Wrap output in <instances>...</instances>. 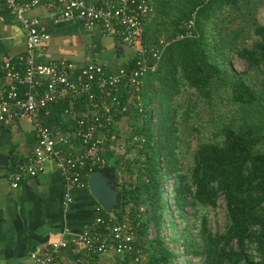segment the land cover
I'll list each match as a JSON object with an SVG mask.
<instances>
[{"label": "trees", "instance_id": "obj_1", "mask_svg": "<svg viewBox=\"0 0 264 264\" xmlns=\"http://www.w3.org/2000/svg\"><path fill=\"white\" fill-rule=\"evenodd\" d=\"M149 2L154 15L143 24L141 44L156 66L137 87L124 80L116 92L118 106L109 107L114 121L131 114L132 127L123 154L116 156L109 148L113 142H107L108 163L92 170L119 177L121 204L112 214L101 213L139 223L134 244L146 264H185L181 256L200 264H264V19L257 18L264 0ZM190 18L194 34L179 37ZM150 49H159V57ZM234 57L245 61V70L233 68ZM133 64L134 56L122 67ZM66 108L87 111V97L49 105L44 123L66 129L71 124L65 121ZM188 128L198 137L183 169L181 146ZM108 133L115 141V124ZM130 152L133 157L125 158ZM166 181H172L169 197L163 192ZM219 196L227 221L223 231H212L206 209L216 207ZM171 209L181 221L179 230L168 216ZM165 219L169 238L162 235ZM119 262L133 264L132 256Z\"/></svg>", "mask_w": 264, "mask_h": 264}, {"label": "built area", "instance_id": "obj_2", "mask_svg": "<svg viewBox=\"0 0 264 264\" xmlns=\"http://www.w3.org/2000/svg\"><path fill=\"white\" fill-rule=\"evenodd\" d=\"M42 1L52 11L51 24H80L88 31L98 32L127 45L134 56L129 70L119 67L115 71L99 62L77 64L70 60L54 59L42 63L37 60L43 42L49 39L46 26L37 16L28 15L29 10ZM9 14L24 29L25 49L11 58H4L0 84V125L6 121H23L30 124L35 137L32 151L16 161L10 170V186L43 171L46 161L52 160L63 181L61 204L68 208L72 203V190L85 187L86 178L93 169L108 163L105 157L109 130L116 121L110 106H118L116 94L125 80L131 86L141 84V76L156 64L147 59V49L141 44L143 24L154 15L149 0H0ZM186 31L179 35L191 36L193 19L184 23ZM159 44L166 42L161 38ZM152 57L158 58L159 49H150ZM96 92L100 101L96 100ZM86 96L89 109L83 113L64 110L68 116L66 132L60 134L47 126L43 119L48 106L59 102L75 101ZM103 109L104 113H100ZM124 110V106L122 107ZM78 141V148L75 146ZM98 210V209H97ZM138 222L129 217L113 222L103 216L70 237H60L42 250L31 252L32 264H57V258L68 245L81 247L86 256L103 254L124 258L132 256L133 264H146L142 249L135 246ZM65 233H69L67 229ZM152 228L147 229L151 239Z\"/></svg>", "mask_w": 264, "mask_h": 264}, {"label": "crops", "instance_id": "obj_3", "mask_svg": "<svg viewBox=\"0 0 264 264\" xmlns=\"http://www.w3.org/2000/svg\"><path fill=\"white\" fill-rule=\"evenodd\" d=\"M45 4L42 1L28 12L42 21L50 35L40 47L39 62L64 59L83 64L94 61L112 71L119 68L114 64V57L122 55L123 44L102 36L98 30H85L80 24L52 25V11ZM62 27L69 31H63ZM24 49L23 27L0 2V84L4 82L3 59L14 57ZM65 121L69 122L67 115ZM67 130L68 126L53 131L60 134ZM106 139L113 142L109 143V148L115 151L116 142L111 141V136ZM34 145L29 123L9 120L0 125V264H32L31 252L42 250L62 236L70 237L90 225L96 216H103L102 208L87 189V180L85 187L72 190V203L63 208V181L52 160L46 161L39 174L24 178L16 188L10 186L12 165L28 155ZM75 146L78 148L77 140ZM106 219L117 222L111 217ZM65 229L69 233H65ZM113 257L116 261H110ZM120 259L103 254L86 256L80 246L70 243L58 256L57 264H120Z\"/></svg>", "mask_w": 264, "mask_h": 264}, {"label": "rangeland", "instance_id": "obj_4", "mask_svg": "<svg viewBox=\"0 0 264 264\" xmlns=\"http://www.w3.org/2000/svg\"><path fill=\"white\" fill-rule=\"evenodd\" d=\"M257 18L260 22L263 21L264 12L262 10L258 11ZM62 30L65 32L69 31V29L65 28V27L64 28L62 27ZM123 47L125 48V50L122 53V55L118 56V57H114V61H115L114 64L117 67H121L123 62H126L130 57L133 56L132 50L127 45L123 44ZM231 65L238 72H241V71L245 70V68H246L245 61L238 58V57H234L231 60ZM183 95H185V93ZM180 100L182 101V98H180ZM205 118H206L205 114H202L201 122H204ZM131 120H132V115L131 114H125V115H122L120 117V119L115 122V125H116L117 130H118V137L115 140V142H116L115 149L116 150L114 151L116 156L122 155L124 152V148H125L124 142H125V139L129 136V132L131 131V127H132ZM193 120H194V118L188 119L186 121V123L189 125V127H191V123ZM197 137H198V134L195 136L194 133H192V131L189 128L184 133V140H183V143L181 146L183 158L180 162V166L183 169H186L189 162H190L192 152L195 149V146L197 144ZM131 157H133V152H130L129 154H127L125 156V158H131ZM125 176H126V174H125ZM118 178L119 177L117 176V180H118ZM171 182L172 181H166V184L163 185V192L167 197L170 196L169 190H170ZM171 203H172V201L169 200L168 201L169 206H171ZM206 213L208 214L210 229L212 231H223L225 223L227 221L223 196H219L217 199V206L214 208H207ZM168 216L175 223L176 229L179 230V228L181 227V221L178 219V217L174 213V210L171 209ZM190 219L191 218H189V220H188V224L191 223ZM167 223H168V219H165L164 220V229L162 232V235L164 236V238H169L170 234H171V232L169 231V229L167 227ZM191 231H192V233L195 232L194 229H191ZM152 236H153V232H152ZM110 261H116L115 257L110 259ZM179 261H184L185 264H200L198 259L192 258L190 260H186L185 256H181L179 258ZM110 263L115 264V262H110Z\"/></svg>", "mask_w": 264, "mask_h": 264}, {"label": "water", "instance_id": "obj_5", "mask_svg": "<svg viewBox=\"0 0 264 264\" xmlns=\"http://www.w3.org/2000/svg\"><path fill=\"white\" fill-rule=\"evenodd\" d=\"M87 189L107 214H112L121 204L122 195L117 175L108 170L91 172L87 178Z\"/></svg>", "mask_w": 264, "mask_h": 264}]
</instances>
